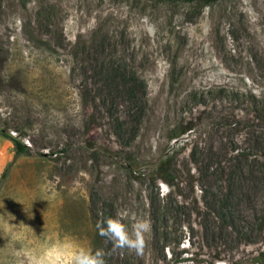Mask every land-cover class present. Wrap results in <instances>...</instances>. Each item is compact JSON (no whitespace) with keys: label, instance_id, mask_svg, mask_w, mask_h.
<instances>
[{"label":"rangeland","instance_id":"obj_1","mask_svg":"<svg viewBox=\"0 0 264 264\" xmlns=\"http://www.w3.org/2000/svg\"><path fill=\"white\" fill-rule=\"evenodd\" d=\"M145 18L154 31L146 30ZM75 41L78 48L86 42L91 56L124 59L142 76L151 108L133 153L172 158L181 171L176 192L188 201L199 198V186L211 191L219 184L206 166L195 170L189 151L203 143L216 149L221 140L213 119L219 106L209 112V100L198 106L186 94L218 86L264 90V0H219L198 11L156 0H0V129L30 149L29 156H14L0 134V264H63L69 243L92 248L93 193H118L120 200L125 193L115 137L107 125L86 129L93 117L100 126L106 122L91 101L95 90L83 102L67 79ZM29 78L39 83L37 90ZM113 101L122 116L125 106ZM188 123L192 132L169 140ZM263 189L254 181L235 187L242 224L261 215ZM131 197L138 198L136 189ZM195 223L192 232L175 225L178 242L165 247L164 261L148 246L141 263L211 260ZM254 238L249 251L256 256L264 252V229Z\"/></svg>","mask_w":264,"mask_h":264},{"label":"trees","instance_id":"obj_2","mask_svg":"<svg viewBox=\"0 0 264 264\" xmlns=\"http://www.w3.org/2000/svg\"><path fill=\"white\" fill-rule=\"evenodd\" d=\"M156 1L180 3L198 11L211 7L219 0ZM78 43H73L75 49L78 48ZM86 48L88 49V46L85 42L75 51L76 54L73 53L76 57L80 52L82 58L72 60L73 56L67 55L73 63V67L68 66L67 79L76 85L83 102L91 96L89 93L94 94L95 90V97H92L91 101L96 110L101 109V112H96L106 122L100 126L93 117V122L86 129L89 130L90 126L107 125L122 154L124 172H121L119 178L124 180L122 185H126L122 200L121 194L118 193L109 196L98 191L93 193L89 208L93 233L92 249L104 250L106 264H142L143 254L137 255L127 249L113 250L112 242L100 236L95 225L103 218L116 216L131 225L135 217L143 216L151 222V231L145 237V247H154L160 254L157 259L164 261L165 247L178 242L176 236L173 238L176 235L175 225L183 224L192 232L193 222L197 221L194 226L197 224L196 226L203 230L205 248L211 258L208 261L201 260L197 264H264V252L254 256V253H251L253 251H249V246L257 243L255 234L264 229V210L261 215L255 214L250 220L245 217L247 224H242L240 198L235 192V187L241 182L254 181L264 187V90L239 92L218 86L205 92L186 94V98L198 106L206 105L203 98L209 100L212 103L209 112L216 110L213 104L219 106L213 119L216 120L215 135L221 140L216 149L211 146L206 148L203 143L199 147L192 146L189 151L188 156L195 170L200 174L196 167L202 166L204 169L206 166V170L210 169L212 174L217 175L219 184L211 191L199 186V200L193 198L188 201L180 192H176L179 190L181 171L172 158L160 155L157 160H151L149 156V159H142V156L138 157V154L133 153L135 141L151 108L147 86L142 76L124 59L106 58L101 53L91 56ZM18 81L21 85L26 83L25 79ZM251 82L256 84L254 80ZM31 84L36 90L39 88V83L29 78V85ZM260 86L264 89L263 85ZM106 90L110 95L105 94V98H100L99 93ZM39 92H34L35 96ZM113 99L121 100L125 106L122 116L118 115ZM95 101H98L97 104ZM53 109L55 112L59 111L55 107ZM193 129L192 123L185 124L178 135L169 140H175ZM0 134L10 141L14 156L30 155V149L19 138L12 137L1 129ZM201 157H205V160ZM187 174L189 175V171ZM4 176L5 174H2L1 179ZM114 177L113 175L112 181ZM135 189L138 198L133 200L131 193ZM192 257L189 261L194 264L195 258ZM181 261L185 260L176 261V264ZM219 261L222 263H217Z\"/></svg>","mask_w":264,"mask_h":264},{"label":"clouds","instance_id":"obj_3","mask_svg":"<svg viewBox=\"0 0 264 264\" xmlns=\"http://www.w3.org/2000/svg\"><path fill=\"white\" fill-rule=\"evenodd\" d=\"M147 31H154L145 18ZM96 229L100 236L107 238L113 244V250L127 249L142 255L146 246V235L151 231V222L143 216H137L131 225L125 223L119 216L106 217L99 220ZM103 249L93 250L84 244L69 243L64 252L63 264H106Z\"/></svg>","mask_w":264,"mask_h":264},{"label":"built area","instance_id":"obj_4","mask_svg":"<svg viewBox=\"0 0 264 264\" xmlns=\"http://www.w3.org/2000/svg\"><path fill=\"white\" fill-rule=\"evenodd\" d=\"M12 135V137H15V135L14 134H11ZM28 145V144H27Z\"/></svg>","mask_w":264,"mask_h":264},{"label":"crops","instance_id":"obj_5","mask_svg":"<svg viewBox=\"0 0 264 264\" xmlns=\"http://www.w3.org/2000/svg\"><path fill=\"white\" fill-rule=\"evenodd\" d=\"M2 156V155H1ZM1 165V164H0Z\"/></svg>","mask_w":264,"mask_h":264}]
</instances>
